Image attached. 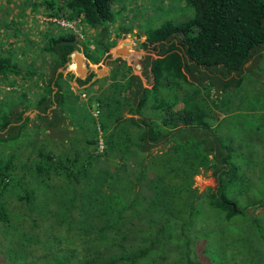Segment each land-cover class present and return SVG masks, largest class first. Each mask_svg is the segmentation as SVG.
Returning <instances> with one entry per match:
<instances>
[{
    "label": "trees",
    "instance_id": "16d2710c",
    "mask_svg": "<svg viewBox=\"0 0 264 264\" xmlns=\"http://www.w3.org/2000/svg\"><path fill=\"white\" fill-rule=\"evenodd\" d=\"M123 1L25 0L93 35L80 40L47 20L25 48L0 38V84L9 87L0 89V147L26 134L32 110L49 144L0 148L3 264H221L205 254L219 215L238 218L244 264H264V0H182L189 19L132 33L116 26L110 38ZM118 49L104 78L63 73L73 51L98 63ZM75 115L86 132L67 129ZM199 168L215 186L182 212L176 196L189 195Z\"/></svg>",
    "mask_w": 264,
    "mask_h": 264
},
{
    "label": "rangeland",
    "instance_id": "374dc122",
    "mask_svg": "<svg viewBox=\"0 0 264 264\" xmlns=\"http://www.w3.org/2000/svg\"><path fill=\"white\" fill-rule=\"evenodd\" d=\"M22 2H25V0H0V38L3 36L4 38H9L13 34H19V32L22 34L23 38L26 39L22 43L21 46L24 48L28 46L29 40L28 38L33 39L35 42H39L43 32L45 31L44 28H46L44 21L38 14L36 13L35 4L32 6L31 4L24 5ZM28 2V0H26ZM119 5L115 4V8H118ZM114 10L116 11V9ZM23 14V15H20ZM30 14L29 16H27ZM38 15V16H36ZM193 15V10L190 6H187L184 4L182 0H125L123 1V9H120L116 13V22H114L113 26L111 28L115 30L116 26L124 25L128 29L130 28V33L134 32V30L138 31H144L148 28L156 27L160 25L165 20H170L173 22H180L189 19ZM42 21V22H41ZM79 27V26H78ZM82 33V40L85 39V34H89V30L83 31L81 28ZM27 32V33H24ZM123 32V29L120 31ZM126 37H128L127 31L124 33ZM20 38V37H19ZM35 46H37L35 44ZM71 61V59H69ZM75 69V68H74ZM98 76H102V72H98ZM98 78V77H97ZM107 82H102L101 87H105ZM6 86H3L0 89L8 90L9 88H5ZM18 88V86L14 85L12 88ZM88 95L86 93L85 98H87ZM92 105L88 109L91 110ZM29 116L30 123L28 124V127L26 128V134L20 136V138L16 139L13 142H7L0 147L2 149V154L5 155L6 152H9V150L13 149L16 145L20 144L23 145L21 147V150L23 153H27L29 149L31 148L32 144L38 145L41 141H44V145L47 147L49 144H47V140H43V127L40 125L39 119L36 118L34 112H28L26 113ZM69 119H73L68 114ZM78 118V119H77ZM82 119H85L83 115H81ZM78 117V115H75V120L71 122V125H68V120L65 121V124L73 127L75 131L78 133L80 131L86 132L87 129L84 128L83 122ZM227 123L224 122L223 129H228L226 126ZM34 126V127H33ZM41 126V127H40ZM33 127V128H32ZM81 129V130H80ZM68 130H71L70 128ZM82 131V132H83ZM228 136V134H226ZM240 143L242 140H240ZM237 141L233 143V146H237ZM256 150H258V147H255ZM155 151H164V153L168 152L167 145L164 147H154L152 148V153ZM256 153V152H255ZM150 157V154H149ZM241 166L246 164L245 162L239 161L238 162ZM189 187L191 188L189 195L186 197L177 195L176 197H179L176 200V206L179 210H182V212H185L187 210V203L186 200H189L190 197L194 194L198 195L199 193H202L206 187L213 188L215 186V178L212 176L211 171L206 169L199 168L198 172H196L194 175L191 176L189 179ZM231 193V191H229ZM248 193H254L253 189H250ZM247 193V194H248ZM183 197V198H182ZM6 199L11 202L12 204H15L16 201H14V197L7 195ZM18 204V203H16ZM210 211V210H209ZM260 211V208L254 210L253 213L257 214ZM250 212V211H249ZM248 212V213H249ZM209 213V212H208ZM212 217V216H211ZM263 219V218H262ZM245 222V219H244ZM263 222V221H262ZM259 223V220H258ZM259 227L263 228V224H259ZM3 228V226H0V230ZM221 228V229H219ZM209 230V239L210 236L212 237V245L209 247V250L205 252V254L209 253L212 255V258L220 261H223L221 264H244L243 258L240 256V254L235 253V248L241 247L242 250L247 248L246 245H240L239 242H237V238L239 235H241V230L239 226V220L238 218H233L229 222L223 220L222 216L219 215L218 219H213L210 223V226L208 228ZM225 229V230H224ZM223 234V235H222ZM222 235V242H220L219 238ZM2 236L0 235V238ZM242 244V243H241ZM5 245V242H4ZM233 248V249H232ZM1 252V248H0ZM1 259V253H0V264H3L4 262Z\"/></svg>",
    "mask_w": 264,
    "mask_h": 264
},
{
    "label": "crops",
    "instance_id": "0c3cea01",
    "mask_svg": "<svg viewBox=\"0 0 264 264\" xmlns=\"http://www.w3.org/2000/svg\"><path fill=\"white\" fill-rule=\"evenodd\" d=\"M34 14H38L43 20H45L44 21V24H45V26H46V28H47V24H46V19L48 18V17H45L43 14H40L39 13V11H37L36 13H34ZM30 14H28L27 16H29ZM38 15H36V16H38ZM42 22V21H41ZM46 28H44V29H46ZM59 28V27H58ZM57 28V29H58ZM78 28V31H79V34H80V36L78 35V34H76L77 36H78V38L80 39V40H82V33H81V28L80 27H77ZM87 31V30H86ZM45 32V31H44ZM44 32H43V35H44ZM24 33H27V32H24ZM17 34V33H16ZM19 34H21L20 32H19ZM114 34H115V31L112 29V31H111V36H110V38L111 37H113L114 36ZM42 35V36H43ZM93 35V31H90L89 32V34H85V39H88L89 37H91ZM127 35V34H126ZM126 35L124 34V36L126 37ZM129 35V34H128ZM20 37V38H19ZM109 38V39H110ZM12 41V42H16L18 45L19 44H22L24 41H26V39H24L22 36H19L18 34L17 35H15V34H13L12 35V37L11 38H7V40L6 41ZM21 46V45H20ZM89 47H90V51H91V49H93L92 47H93V45L92 44H89ZM79 55H81L82 56V58L89 64V66L90 67H94V68H96L97 70H96V72H94L95 73V76L92 78V80L93 79H96L97 77H98V79H101V78H104V77H106L107 75H108V73H109V69H110V65L107 63V62H109V61H113V60H115L116 58H119L120 56H122V49H118L117 51H116V54L113 56L114 58L112 59V57H109V58H107V59H105L104 61H102V62H98V63H91L89 60H87L86 59V57H85V55H84V53L82 52V50H79V51H76ZM119 55V56H118ZM132 56V55H131ZM127 57H128V54H127ZM126 57V58H127ZM125 58V59H126ZM70 59H71V61L69 60L68 62H67V64H66V67H70V65L73 63L74 64V67H75V61H76V59H77V57L74 55V54H72L71 53V55H70ZM68 65V66H67ZM68 67V68H69ZM99 68V69H98ZM60 70V69H59ZM69 72H71V73H74V71H73V69H71V70H68ZM67 71V72H68ZM102 72V76H98V72ZM63 73H65V71L63 70ZM75 74V73H74ZM106 82V81H105ZM69 83V89L72 91V93L73 94H76L78 97H79V93H80V89L83 87V86H77V84H76V82H74L73 80H71V81H69L68 82ZM74 85H76V86H74ZM95 86V85H94ZM3 87V84H0V88H2ZM73 87H76V88H74L73 89ZM5 88H9V87H5ZM54 90H55V88H53V92H54ZM52 92V93H53ZM83 92H85L86 93V91H84L83 90ZM79 100H81L82 102H84L85 103V106L87 107V109H88V103H87V98H83V99H81L80 97H79ZM92 105V108L95 106L96 107V103H91V104H89V107ZM91 108V109H92ZM89 111H90V113H91V110L89 109ZM28 112H34V114H36V110H32V111H28ZM28 112H26V113H28ZM29 117V116H28ZM66 121V120H65ZM65 121H64V124H65ZM72 129V127H70V126H68L67 125V129ZM254 150L256 151V149L254 148ZM254 151V152H255Z\"/></svg>",
    "mask_w": 264,
    "mask_h": 264
},
{
    "label": "built area",
    "instance_id": "2783aa9c",
    "mask_svg": "<svg viewBox=\"0 0 264 264\" xmlns=\"http://www.w3.org/2000/svg\"><path fill=\"white\" fill-rule=\"evenodd\" d=\"M46 20L54 22L59 27H61L63 29L71 30L73 33L78 34L80 36L78 28H77L78 25L75 23V21H69V20H66V19H64L62 17L61 18H51L50 17V18H47ZM70 67H71V69H74V64L72 63L70 65ZM74 86H76V85H74ZM74 88H76V87H73V89ZM85 96H86V93L83 92V91H80L79 97L81 99H83V98L85 99ZM91 113H92L93 116L97 115L98 110H97V108L95 106L91 109ZM97 148H98L99 151H101V149H102V142H101L100 139L98 140Z\"/></svg>",
    "mask_w": 264,
    "mask_h": 264
},
{
    "label": "water",
    "instance_id": "95a60500",
    "mask_svg": "<svg viewBox=\"0 0 264 264\" xmlns=\"http://www.w3.org/2000/svg\"><path fill=\"white\" fill-rule=\"evenodd\" d=\"M72 54H74L76 57H77V59H76V61H75V69H73V71H74V73L76 74V73H89V72H96V68H94V67H90V66H88L87 68H85L84 67V64H85V60L82 58V56L81 55H79L76 51H73L72 52ZM132 54H128V57L129 56H131ZM119 56V55H118ZM121 57V56H120ZM114 57L112 56V59H113ZM68 66V65H67ZM69 67V66H68ZM66 67L65 69H64V71L65 72H67L68 70H71V67ZM99 69V68H98ZM54 88V87H53ZM52 92H53V90H52Z\"/></svg>",
    "mask_w": 264,
    "mask_h": 264
}]
</instances>
